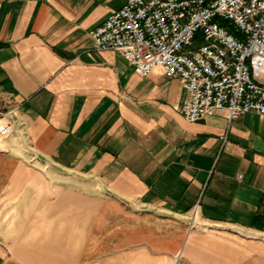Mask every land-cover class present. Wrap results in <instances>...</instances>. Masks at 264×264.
<instances>
[{
	"label": "crops",
	"instance_id": "crops-1",
	"mask_svg": "<svg viewBox=\"0 0 264 264\" xmlns=\"http://www.w3.org/2000/svg\"><path fill=\"white\" fill-rule=\"evenodd\" d=\"M125 2L0 0V264H264V116L189 123L177 79L96 52Z\"/></svg>",
	"mask_w": 264,
	"mask_h": 264
},
{
	"label": "built area",
	"instance_id": "built-area-1",
	"mask_svg": "<svg viewBox=\"0 0 264 264\" xmlns=\"http://www.w3.org/2000/svg\"><path fill=\"white\" fill-rule=\"evenodd\" d=\"M88 34L96 52L119 54L138 77L177 79L189 123L220 111L229 121L264 116V0H126ZM15 112L0 114V140Z\"/></svg>",
	"mask_w": 264,
	"mask_h": 264
}]
</instances>
